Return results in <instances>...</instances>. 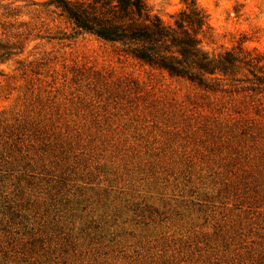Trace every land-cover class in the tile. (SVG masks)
Here are the masks:
<instances>
[{
	"label": "rangeland",
	"instance_id": "obj_1",
	"mask_svg": "<svg viewBox=\"0 0 264 264\" xmlns=\"http://www.w3.org/2000/svg\"><path fill=\"white\" fill-rule=\"evenodd\" d=\"M0 1L23 8L0 14L22 46L0 66V264H264V90L198 88L47 0ZM196 4L206 52L264 58V0Z\"/></svg>",
	"mask_w": 264,
	"mask_h": 264
},
{
	"label": "trees",
	"instance_id": "obj_2",
	"mask_svg": "<svg viewBox=\"0 0 264 264\" xmlns=\"http://www.w3.org/2000/svg\"><path fill=\"white\" fill-rule=\"evenodd\" d=\"M184 8L165 23L153 14L147 0H47L73 26L76 33L89 34L115 45L141 65L213 90L221 81L244 83L253 91L264 90V58L243 48L211 55L202 47L209 29L208 17L196 0H182ZM0 14L19 18L23 8L0 1ZM20 34L0 31V66L22 52ZM243 76L242 78L239 76Z\"/></svg>",
	"mask_w": 264,
	"mask_h": 264
}]
</instances>
